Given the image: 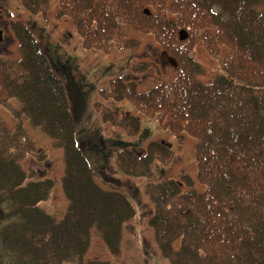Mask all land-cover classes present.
I'll return each mask as SVG.
<instances>
[{
  "label": "trees",
  "instance_id": "obj_1",
  "mask_svg": "<svg viewBox=\"0 0 264 264\" xmlns=\"http://www.w3.org/2000/svg\"><path fill=\"white\" fill-rule=\"evenodd\" d=\"M261 2L57 0L56 18L73 22L83 48H132L137 40L127 36L129 26L152 34L175 61L173 78L146 91L137 90L129 74L110 79L100 91L104 100L128 101L133 112L97 106L102 122L129 137L139 133L144 117L178 144L185 137L194 140L195 179L187 173L158 177L154 164L166 166L173 158L168 143L121 146L112 154L116 173L145 179L154 240L169 264H264V19L256 9ZM20 3L30 14L45 15L50 0ZM9 27L17 58L0 57V105L14 119L8 126L0 117V264H113L85 258L90 231L117 254L134 206L123 187L107 189L96 181L76 143L66 87L30 27L21 20ZM199 42L219 69L209 82L200 80L203 68L192 56ZM25 120L62 150V219L40 207L52 180L38 179L34 169L19 164L41 153Z\"/></svg>",
  "mask_w": 264,
  "mask_h": 264
},
{
  "label": "rangeland",
  "instance_id": "obj_2",
  "mask_svg": "<svg viewBox=\"0 0 264 264\" xmlns=\"http://www.w3.org/2000/svg\"><path fill=\"white\" fill-rule=\"evenodd\" d=\"M56 9L57 0H50L45 15L30 14L21 6L20 0H0V28L3 29L0 57L17 58V41L9 24L14 20L24 21L34 33L42 50L47 52L57 75L66 87L75 123L76 143L92 167L96 180L107 189L112 186L123 187L134 206V216L122 227L120 251L117 254L108 252L92 229L85 258L105 260L113 264H169L161 256L154 240L150 225L152 206L144 193V179L116 173L110 166L112 154L121 146L142 149L153 141L170 143L173 158L163 167L164 171L160 163H155V173L157 172L158 177L173 179H180L181 173H187L195 179L194 140L185 137L178 144L172 135L158 128L155 120L144 117L140 121L139 133L129 137L120 128L102 122L98 112L100 108L97 109V106H110L115 112L117 110L133 112L128 102L104 100L100 97V91L107 89L110 79L123 74H129L130 78L136 81L137 90L146 91L153 85L173 78V60L162 52V47L152 34L136 31L129 26H125V31L128 37L137 40L134 47L119 49L114 46L106 52L85 49L72 21L67 17L56 18ZM256 9L264 19V0ZM221 53H225V48ZM192 56L203 68L200 80L203 82L212 80L219 69L202 43L194 45ZM141 65L145 68L141 72L132 70V67ZM12 103L18 105L16 100H12ZM0 116L8 126L12 125L11 112L6 106L0 105ZM24 125L41 153L36 156L27 155L19 164L24 169H34L38 179L52 180L50 193L47 199L40 203V207L57 219H62L67 209V199L61 182L64 174L62 150L52 147L48 136L28 121Z\"/></svg>",
  "mask_w": 264,
  "mask_h": 264
},
{
  "label": "bare ground",
  "instance_id": "obj_3",
  "mask_svg": "<svg viewBox=\"0 0 264 264\" xmlns=\"http://www.w3.org/2000/svg\"><path fill=\"white\" fill-rule=\"evenodd\" d=\"M73 23V22H72ZM74 25V24H73ZM74 30H75V32H76V34H77V36H78V38H80L79 37V35H78V33H77V30H76V28H75V26H74ZM136 86H137V83H136ZM123 101H126V100H123ZM126 102H128V101H126ZM129 103V102H128ZM130 104V103H129ZM12 116V115H11ZM1 117V116H0ZM12 119H13V116H12ZM5 121V120H4ZM27 120H25L24 121V124H25V122H26ZM14 123V119L12 120V124ZM156 125H157V123H156ZM24 127H25V125H24ZM34 127V126H33ZM26 132H27V130H26ZM27 134H28V132H27ZM28 136L30 137V135L28 134ZM158 167H160V166H158ZM162 171H164V168H162ZM135 178V177H134ZM142 179H144V178H142ZM144 182H145V179H144ZM130 199V198H129ZM122 232V231H121ZM119 251H120V249H119Z\"/></svg>",
  "mask_w": 264,
  "mask_h": 264
},
{
  "label": "water",
  "instance_id": "obj_4",
  "mask_svg": "<svg viewBox=\"0 0 264 264\" xmlns=\"http://www.w3.org/2000/svg\"><path fill=\"white\" fill-rule=\"evenodd\" d=\"M145 12L147 13L148 11L147 10H145ZM0 34H1V32H0ZM184 36V35H183Z\"/></svg>",
  "mask_w": 264,
  "mask_h": 264
},
{
  "label": "flooded vegetation",
  "instance_id": "obj_5",
  "mask_svg": "<svg viewBox=\"0 0 264 264\" xmlns=\"http://www.w3.org/2000/svg\"><path fill=\"white\" fill-rule=\"evenodd\" d=\"M3 31V30H2Z\"/></svg>",
  "mask_w": 264,
  "mask_h": 264
}]
</instances>
